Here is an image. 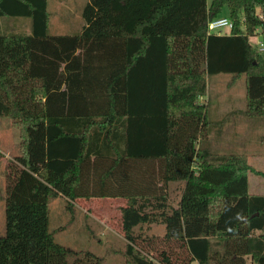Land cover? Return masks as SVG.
Listing matches in <instances>:
<instances>
[{"label": "trees", "instance_id": "1", "mask_svg": "<svg viewBox=\"0 0 264 264\" xmlns=\"http://www.w3.org/2000/svg\"><path fill=\"white\" fill-rule=\"evenodd\" d=\"M50 2L0 0V18L31 22L0 33V116L21 132L5 166L0 264H104L57 239V197L70 221L76 200L125 198L124 264H264V194L248 177L264 170L213 148L224 120L208 105L171 107L230 73V84L245 75V114L264 118V51L251 42L259 31L264 41V0H87L66 33L51 31ZM226 6L233 28L208 33Z\"/></svg>", "mask_w": 264, "mask_h": 264}, {"label": "rangeland", "instance_id": "2", "mask_svg": "<svg viewBox=\"0 0 264 264\" xmlns=\"http://www.w3.org/2000/svg\"><path fill=\"white\" fill-rule=\"evenodd\" d=\"M68 1V2H67ZM74 1V2H73ZM86 0H51L49 10L52 11L51 31L53 33H66L77 31L81 25L80 9ZM71 10V11H68ZM68 11V12H66ZM79 15V16H78ZM230 12L226 7L222 9L219 16H228ZM30 19L23 15L0 18V33L30 31ZM243 27V23H241ZM228 32L229 30H224ZM263 34L258 32L252 37L254 43L262 39ZM257 46V45H256ZM231 79L229 73L212 74L209 81V94L211 117L214 120L220 119L231 110H235L233 118L240 122L244 120L247 128L232 130L225 126L222 130V137L214 132L211 134L213 148L220 151H237L248 155L250 164L259 170H264V118L248 117L244 114V101L241 99L243 93L244 78L239 79L233 88H229L228 82ZM231 92L237 98L228 96ZM235 94V95H234ZM233 101H239L236 104ZM223 108V109H221ZM226 121H229L226 119ZM241 125V124H240ZM243 126V125H241ZM230 138L231 144L226 140ZM21 132L15 125L11 116H0V151L3 153L2 166L0 168V235L5 232V211L4 200L6 174L5 166L10 158H13L20 151ZM229 148V149H228ZM249 191L255 194H264V176L249 171ZM183 182L171 183L169 186L170 201L176 205L179 201ZM64 199L57 197L51 203L50 221L53 228L60 229L57 232V239L69 246L87 248L105 259L104 264H124V258L119 250L123 248L124 235L121 230L119 219L120 201L109 198H89L75 201L77 211H74L75 219L69 220V214L65 217ZM67 222V223H66ZM64 225V227H63ZM62 227V229H61ZM86 228H90L89 234ZM154 232L163 233V225H154ZM194 264H199L197 261ZM249 264H253L249 262Z\"/></svg>", "mask_w": 264, "mask_h": 264}, {"label": "crops", "instance_id": "3", "mask_svg": "<svg viewBox=\"0 0 264 264\" xmlns=\"http://www.w3.org/2000/svg\"><path fill=\"white\" fill-rule=\"evenodd\" d=\"M87 1V0H86ZM85 1V2H86ZM68 2V1H67ZM74 2V1H73ZM68 11H71V10H68ZM68 11H66V12H68ZM79 15H80V13H79ZM78 15V16H79ZM229 32V31H228ZM228 32H226V33H228ZM225 34V33H224ZM257 36V35H256ZM262 38V37H261ZM260 39H257L254 43L252 42V37H251V42L254 44V45H257V42L259 41ZM230 74V73H229ZM231 75V79H232V74H230ZM241 78H244V80H245V75H242V76H240L238 79H237V81L235 82V83H233V84H230V80H229V82H228V86H229V88H233L234 86H235V84L239 81V79H241ZM209 81H210V76L207 78V87H208V90H207V94H205V95H200V96H198V98L197 99H195V100H193V101H175V102H173V104H171V107L172 108H205L207 105L209 106V110H210V98L208 99V94H209V87H210V85H209ZM245 82V81H244ZM235 95V94H234ZM245 95H246V83H244V85H243V93L241 94V99H242V101H244V97H245ZM228 96H230L231 98H232V100L233 99H235V98H237L236 96H233L232 94H231V92L228 94ZM237 102H239V101H233V103L234 104H236ZM240 103V102H239ZM233 108H245L246 109V99H245V107L244 106H241V107H233ZM221 109H223V108H221ZM245 109L243 110V112L245 111ZM210 113H211V110H210ZM234 113H235V110L233 109V110H231L230 112H228L227 114H225L223 117H221L220 119H217V120H219V121H221V120H224L223 121V125L222 126H218V127H215V132L216 133H218L219 134V136L218 137H222V134H221V132H222V130L224 129V127L227 125V126H229V127H231L232 128V130L234 131V130H236V129H241V128H247V126H246V123L248 122L246 119H245V117L243 118L244 120H242L241 122H240V120L238 119V118H233L232 116L234 115ZM244 114H245V112H244ZM246 115V114H245ZM247 116V115H246ZM249 116H247V118H248ZM210 118L212 119V117H211V114H210ZM255 118H257V117H255ZM226 119H228L229 121H226ZM212 120H214V119H212ZM243 125V126H241V125ZM218 129V130H217ZM214 132V131H213ZM214 132V133H215ZM212 134V133H211ZM211 134L209 135V138H210V140H211ZM228 142L229 141H231V139L230 138H227L226 139ZM230 144H231V142H229ZM232 145V144H231ZM212 146H213V144H212ZM229 149V148H228ZM249 160V159H248ZM250 163V162H249ZM255 194V193H254ZM109 199H114V200H119L120 201V204H119V208H120V210H121V207L122 206H124L125 205V202H126V200H125V198H119V197H117V198H109ZM119 219H120V221H121V211H119ZM154 230V228L152 227V231ZM194 262H196V261H194ZM194 262L192 263V264H194ZM198 262V261H197ZM253 264H255V263H253Z\"/></svg>", "mask_w": 264, "mask_h": 264}, {"label": "built area", "instance_id": "4", "mask_svg": "<svg viewBox=\"0 0 264 264\" xmlns=\"http://www.w3.org/2000/svg\"><path fill=\"white\" fill-rule=\"evenodd\" d=\"M234 26L233 20L228 16H219L209 21L208 33H226L224 30H231ZM257 47L260 51H264V41L261 39L257 42Z\"/></svg>", "mask_w": 264, "mask_h": 264}]
</instances>
